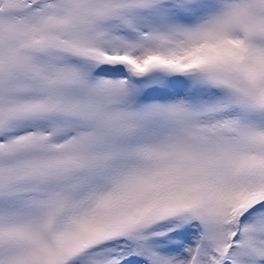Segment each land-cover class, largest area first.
I'll list each match as a JSON object with an SVG mask.
<instances>
[{
	"label": "snow or ice",
	"instance_id": "obj_1",
	"mask_svg": "<svg viewBox=\"0 0 264 264\" xmlns=\"http://www.w3.org/2000/svg\"><path fill=\"white\" fill-rule=\"evenodd\" d=\"M0 264H264V0H0Z\"/></svg>",
	"mask_w": 264,
	"mask_h": 264
}]
</instances>
